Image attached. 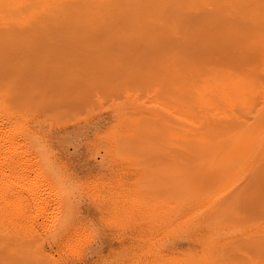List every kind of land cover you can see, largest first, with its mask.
I'll return each instance as SVG.
<instances>
[{"label": "rangeland", "instance_id": "rangeland-1", "mask_svg": "<svg viewBox=\"0 0 264 264\" xmlns=\"http://www.w3.org/2000/svg\"><path fill=\"white\" fill-rule=\"evenodd\" d=\"M77 1L80 4H83L82 2L84 0H75L73 3L75 4ZM96 1H99L101 7L105 9L102 10L100 7L98 10L92 11ZM176 1L178 0H166L164 2L165 4L163 5L162 10L165 9L166 13L161 17L163 18L164 16L170 14H175L176 16V13L182 9H184L185 15L177 17L175 20L173 19L174 17L171 16V22L168 23L167 27H162V25L159 24V26L156 27V30L160 31L153 32H147L144 27L142 28V26L129 27L130 31L123 33L125 31L123 26L125 25L123 23L125 19L123 17V12H125V10H132V12H136L140 17L151 16L155 18L158 16L152 8L155 7V5L160 4V1L88 0V2L91 3V7L87 5V7H90L87 8V11H89L88 17L89 19L94 17V22L88 20L86 25L82 26V29L77 28L78 31L76 30V32L71 33V23L62 21L60 13L71 6L70 2H72V0H0V56H6L8 60L14 62L19 61L23 63V65L25 62H29V66L32 69L38 70L40 76L44 77V80L48 81L47 85L48 83L51 84L52 87L57 88L59 93L63 91L65 85L72 84L71 94L76 92V95L79 94L82 96L83 100L77 104L73 103V107L67 108V110L71 111L66 112L67 110H64L67 113V116H61L62 118H60V120H63L61 122V127L64 125L68 127V129L61 128V130L65 129L62 130V132L61 130H57L60 137L72 133L73 134L71 136L73 137L74 135L72 139L74 145L76 146L77 144V148L74 150L73 147L69 146V149H71L68 154H70V158L72 157L71 162H73L75 167L79 168L84 166L93 172L92 175L99 172V161L101 160L100 155L97 154V151H94L96 150L94 149L95 147L91 146L95 140L94 135H96V132L99 129V131L108 130L109 127H111V114L114 111L112 109L114 107H119V105H117L118 103H121L120 105L129 104V99L126 97L128 95L127 93L133 95L134 99L141 95L140 98L143 102L141 100L140 101L142 104L147 103L144 102L145 98L147 101H150V97L153 95L148 96L146 93H140V86L142 83L140 78L141 72H138V67L141 70L152 66L155 67V65L161 67V64L170 60L173 55L178 56L187 52L190 44H198L200 42L198 40L205 35L211 39H217L218 36L219 38L226 36L225 38L231 37L229 42L225 43L223 46L219 45L216 49H218V52L220 53L229 52L232 59H227L224 55L220 57V59H215L214 61L217 63L214 64H216L215 67H217L218 72L217 75L213 74L209 77L206 76L209 73L207 68H205L206 65H203L204 67L202 66V69L196 72L202 75L198 79L206 76L205 78H209L210 80H218L219 78L217 76L223 75L224 73L227 74L228 72V74H231V77H229L227 81L230 79L236 80V78H243L241 73H244L248 64L250 65L248 69L249 71L255 70L256 73L258 72L259 77H262V72L264 71V57H262V55L264 53L261 52V50L264 49V43H256V41L260 40L258 38L259 35L257 34L263 31L264 11H261L258 8L259 6L256 4L259 2L264 5L263 0H246L247 2L243 4L240 3V0L239 6H241V10L235 11L233 13L234 16L232 17H228V15L221 10L223 5H214L211 3L214 5L212 6L208 2L193 7L189 4L188 0H180V3H176ZM237 2L238 1H236V5ZM197 3H199L198 0L195 4ZM78 12V8H76L75 15H78ZM98 12L100 14H98ZM102 12L106 13L104 16L105 19H102ZM91 14L93 17H90ZM113 15H115L114 20L118 22L117 24L113 23L110 19ZM100 19L103 20V23L99 22ZM175 22L182 25L179 30L177 29L178 31H174L173 29V23ZM210 24L214 28L216 27L214 31L211 30L213 27H210ZM116 25V28L112 27ZM243 26L249 27L245 30V28L242 29ZM163 28H165L166 35L168 37L165 36L166 39L161 40L159 39V33ZM236 28L238 30H236ZM244 30L247 33H245ZM199 32H201L202 37L198 36ZM203 32L205 34L204 36ZM211 32H213V34ZM234 32L235 35L232 34ZM130 33L132 34L131 38L135 37L137 42L130 39ZM125 34H127V37H123ZM173 35H176L174 40H172ZM155 40L157 41L156 47L152 45ZM176 46H178V48L174 50L173 48ZM253 49H255V51ZM74 52L77 53L75 54ZM238 52H243L244 54L241 53L239 56ZM76 56L78 57L76 58ZM80 58H82L83 61ZM128 59V63H130L129 66L128 63H124ZM173 60H175L173 63L177 62L176 57ZM252 60H256L257 62ZM98 62H101V67L98 69H102L105 74L107 73L106 75H101V78H104L103 82H105L102 86L99 83V75L95 73V70H87L90 69L89 66L94 67L95 65L93 64ZM87 71L89 73L88 75ZM90 72L93 75L90 74ZM27 75L30 76L29 74ZM40 76L37 75L35 78L38 80ZM109 78H112L113 81H109L110 83H107L106 79ZM97 82L98 84H96ZM80 83L81 85H85L84 87L86 88L85 90L83 89L82 94L78 88L79 86L81 88L84 87L83 85H79ZM152 84L154 85L153 79L147 80L142 84V87L145 90L146 87ZM97 85L98 87H96ZM74 86H77L78 88ZM93 86L95 87L93 88ZM103 86L107 89H104ZM109 86L115 88V91L111 93ZM89 87L90 89L93 88L92 91H95L96 88L97 90L95 92H92L91 90L89 91ZM101 90L104 91V93H107L104 94ZM97 91H99V94ZM96 92L97 95L101 96V98H99L100 101L97 100L98 98L96 96ZM57 93L56 95L58 96L59 93ZM75 94L72 95V97H76ZM182 94L184 95V92ZM57 96L54 98H57ZM59 96H61V93ZM58 98L56 99V102H58ZM114 102L117 103V106L115 105L111 108ZM102 103L105 104V109L108 107V110L106 109V111H104V107L102 105L103 110H99L101 108L100 104ZM84 105L85 107H81ZM258 106L259 107H257V109H260V104ZM88 107L90 108V111H88ZM95 108L96 111L100 112L99 114L98 112L93 111ZM144 108H147L149 111L156 112L155 107L151 104H146ZM63 109L65 108H62V110ZM106 112L108 115L105 114ZM92 113L95 115L94 117ZM160 113L162 112L160 111ZM239 113L241 114L242 112H238L237 114ZM245 114L246 113L244 111L243 115ZM97 116H99L97 119L100 120L96 119ZM138 116L140 115H136V117ZM65 117L67 120H65ZM79 118L82 119L80 120L82 125L79 126L80 128L77 127L74 129L72 126L73 124L71 123H74L77 119L79 120ZM92 118L93 121H90L89 124L84 123L86 120ZM167 119H169V117H167ZM170 122L178 129H189L194 131V133L190 134L192 138H195L197 134L200 135L203 133L206 134L208 138L228 136L227 134L230 133V128L233 129L235 126L244 124L242 120H239L237 116H234V114L231 113L226 115H221L219 113H209L204 115L202 112L198 113L197 116L190 115L187 119L182 120L170 118ZM64 123L69 125L67 126ZM147 123L148 122L143 121V119L137 118L133 120L130 125L131 129L130 131H127V135L125 134L127 139L129 138L128 140H130V138L134 135L131 140L136 141L135 148L137 149V154L133 155L134 158H137L135 159L136 165L131 170L136 171L137 175L139 174L136 177V180L139 181L140 179L139 193L142 196L144 195L143 197L146 199H153L151 201L152 204H154L153 207H156L154 210L156 211L158 206L161 209L163 206L169 207L168 199L170 198V195L174 196V198L171 197L172 200L174 199L178 201L182 198V193H184L183 195L186 197V191H191L192 194H194L193 196L198 197L200 200L197 199L198 201H195L196 204H193L194 206L190 207V209H184L181 214L183 216L180 215V217L184 219L188 216L192 217L194 213H201V215L199 214L200 216H197L198 223H200L201 227L196 224L197 221L195 220L196 222L194 221L195 223L191 224L192 226H185L186 228L182 231H177L174 232V234H171L168 232L169 229L166 226L165 220L163 221V218H160L161 220L159 219L157 222L153 221L154 224H152V222L149 224L145 222L144 225H140V229L142 231L139 229V232L136 235L137 239L135 238L133 241L134 244H132L131 242L133 239L129 238L130 232L128 230H124L125 235L123 233V236H120V232L122 231H119L114 226L112 227L109 225L105 221L106 218L102 219L103 215L97 209L90 207L91 205L88 203H84L82 204L84 205L83 207L89 205L85 208V218L87 223L91 224L89 225L93 231L92 234L94 233L95 235L87 241V244L89 242L91 243L88 244V249H86L87 245L85 243L84 246H82L83 248L81 247L78 251L80 255L73 252L74 254H67V256L66 254H63L65 246H44L43 248H46V252L51 254L48 255L47 253H42L40 251V246H38L37 242H26V240H21V238L19 239L20 241L16 242L13 240L8 246L0 247V260L3 261V264H59L58 261L61 260L59 258H64L63 261L67 264H70V261L71 264H130L132 261L129 259L136 251L139 256L143 255L140 259L141 261H150L151 263H154L157 261L155 259V254L159 253V250L163 256L169 255L172 250H177L183 253H188L190 250V253L198 257L208 254L210 260L212 261L208 264H264V229H261L264 228V159H257L259 164H255L258 163V161L253 160L247 165L245 170L241 169L242 172L239 171L238 174L224 175L226 170L222 168L221 173L216 172L214 174L208 171V165L200 166L197 163L190 161L189 158H187V155L185 157L183 151L178 148L179 146L177 145V142L179 140L177 138H169V133L166 134V131L162 130L163 128L158 120L155 119L151 125H148ZM85 124H88V126L86 127ZM69 126L72 127L70 128ZM81 126H85L86 128L83 127L82 129ZM91 126L93 128H91ZM139 126L141 129H139ZM220 126L223 128L227 127L229 129L226 128L221 130L219 128ZM74 130L77 132L75 133ZM86 130L89 131V133ZM81 132L83 133L81 134ZM79 135L83 137H80ZM76 137L79 138L77 139ZM192 138L191 140H193ZM86 141L89 142L87 143ZM183 141L185 142V140H182V142ZM191 144H193L192 141H190L189 146ZM81 147L82 149H80ZM76 151L79 152L77 153ZM71 153H75L76 155L73 154L74 156H72ZM94 157L97 158V160ZM258 165L259 168L255 170ZM85 173H87V170ZM171 191L178 194L179 199L176 198L177 196H175L176 194L174 195L173 192V194H171ZM239 196L241 197V199L239 198L238 200L239 202L237 201L238 203H233L231 210L222 214L221 211L223 208L232 203ZM158 201H160V204L157 203ZM87 209L88 211H86ZM188 210L192 213H188ZM98 217L100 218L98 219ZM101 221H103V223ZM143 226L146 227L144 228ZM214 226L218 227L220 232H223L224 236L209 239V229ZM193 227H195V229H193ZM205 227H207V229H204ZM199 230L203 231L201 232ZM188 231L191 235L189 233H185ZM25 233L28 234L27 231ZM102 236L104 238H102ZM150 238H153V240ZM143 239L144 243L142 242ZM148 240H150V244L148 243ZM143 244H146V246L144 247ZM130 245L132 246L130 247ZM146 247H149L150 249ZM81 250L83 251L81 252ZM121 251L123 252L121 253ZM114 253H117V255ZM81 254H83V256ZM115 255L117 257L120 256V258H117ZM79 258L80 260L82 258L83 259L81 261L77 260ZM156 264H160V262Z\"/></svg>", "mask_w": 264, "mask_h": 264}, {"label": "bare ground", "instance_id": "bare-ground-1", "mask_svg": "<svg viewBox=\"0 0 264 264\" xmlns=\"http://www.w3.org/2000/svg\"><path fill=\"white\" fill-rule=\"evenodd\" d=\"M74 1L75 0H72V2H70L71 6L60 13L62 21L71 23V33L76 32L77 28L82 29V26H85L88 20L94 22L93 15L91 14L90 17L93 18L89 19V11H87V8L91 7V3H89L88 0H84L82 2L83 4H80L78 1L74 4ZM159 1L160 4H157L152 8V10L156 12L158 16L155 18L151 16L140 17L136 12H132V10H125V12H123V17L125 18L123 22L125 24L123 25L125 31L123 30V33H127L128 31H130L129 27L137 26H142V28L144 27L147 32L160 31L156 30V27L159 26V24H161L162 27H167L168 23L171 22V16L174 17L173 19L175 20L177 17H182L185 15V11L184 9H182L176 13V16L175 14H170L162 18L161 16L166 13L165 9L162 10V7L165 4L164 2L166 0ZM196 1L197 0H188L189 4L193 7L208 2L212 6L223 5L221 10L225 14H227L228 17L234 16L233 13L235 11L241 10V6H239L240 0H198L199 3L195 4ZM236 1H238L237 5ZM178 2L180 3V0L176 1V3ZM245 2L247 1L241 0L240 3L243 4ZM211 3H213L214 5ZM87 5L90 7H87ZM94 5L95 6H93L92 11L98 10L101 7L99 1H96ZM256 5L259 6L258 8L261 11H264L263 4H260L258 2ZM76 8H78L79 11L78 15H75ZM101 9L104 10L105 8L101 7ZM98 14L100 13L98 12ZM101 14L103 16L102 19H105L104 16L106 13L102 12ZM110 19L111 21H113V23H118L114 20L115 15H113ZM99 22L103 23V20L100 19ZM173 24L175 27H173L174 31H176L177 29L179 30L182 26L178 22H175ZM211 26L212 25L210 24V27ZM112 27L116 28L117 25ZM247 27L249 26H243L242 29L245 28L246 30ZM215 28L213 27L211 30L214 31ZM236 30L238 29L236 28ZM262 30L263 31L257 34L259 35L258 38L260 40H257L256 43H264V27L262 28ZM211 33L213 34V32ZM232 34L235 35V32ZM204 35L205 34L203 32V36ZM165 36H167L166 30L165 28H163L159 33V39L164 40L166 39ZM198 36L202 37L201 32H199ZM123 37H127V34H125ZM129 37L130 39H133V41L137 42L135 37L131 38V33ZM225 37L226 36L219 38L218 36V38L215 37L217 39H211L206 37L205 35L198 40L200 41L198 44H190L187 52H184L178 56L173 55L170 60L162 63L161 67L155 65V67L152 66L147 69L144 68L142 70L138 67V72H141L140 78L142 84L147 80H154V85H149L145 90L142 87L143 85L140 83V93H146L148 96L153 95L152 97H150L151 99L149 98L150 101H147V99L145 98L144 102H147V105L151 104L153 107H155V110L158 113H156L155 111H149L147 108H144L146 104H142L143 100H141L140 98L141 95L134 99L133 95L127 93L128 95L126 97L129 99V104L127 105H120L121 103L117 104L116 102H114L111 108H113L116 104L119 105V107H114L115 109H112L114 111L111 114V127H109L108 130H97L96 135H94V143L93 145H91L92 147H95L94 149L96 150L94 151H97V154L100 155L101 159L99 161V172L93 175V172L88 168L84 166L77 168L73 165V162H71L72 157L70 158V154H68L71 149H69V146L73 147L74 150H76L77 148V144L75 146L72 139L74 135L73 137L71 136L73 133L66 134L63 137H60L58 135L59 133L57 132V130H61V128L68 129V127L64 125L63 127H61V122L63 120H60V118H62L61 116H67L66 112L71 111L67 110V108L73 107V103H80L83 100L82 96H80L79 94L76 95V92L71 94L72 84L65 85L63 91L60 92L61 96H59L60 93L58 92L57 88L52 87V85L49 83L47 85L48 81L44 80V77L40 76L38 70L32 69L29 66V62H25L23 65V63L19 61L14 62L8 60L6 56H0V247L8 246L11 241L14 240L17 242L22 238L21 240H26V242H37L38 246H40V251L42 253H47L48 255L51 254H49V252H46V248H43L44 246H65V248L63 249V254L70 255L71 253L76 252V254L80 255L78 253L79 249H81V247L84 246L85 243L87 245L86 249H88V244L90 242L87 244V241L94 235V233L92 234L93 231L90 227L91 224L89 223V225L85 218V208H87V206L89 205H91L90 207L97 209L103 215L102 216L100 214L102 216V219L106 218L105 221L109 225H111L112 227L114 226L119 231H122L120 232V236H123V233L125 235L124 230H128L130 232L129 238L133 239L131 242L132 244H134L133 241L135 240L136 235L139 232L140 225H144L145 222H147L148 224L152 222V224H154L153 221L157 222L160 218H163V221L165 220L166 226L169 229L168 232H170L171 234H174V232L177 231H182L186 228L185 226L190 227V225L195 223L196 221V224L201 227L200 223H198L197 220V216L199 214L201 215V213H194L192 217L188 216L189 218L185 217L184 219L180 217L184 209H190V207L194 206L193 204H196L195 201L200 200L198 199V197L193 196L194 194H192L191 191H186V197H184V193H182L181 196L182 198H184H180V200L178 201L174 199L172 200L174 196L170 195V198L168 199L169 207L165 206V208L163 206V208L161 209L157 205L159 211L158 209L154 211L156 207H153L154 204H152L151 201L153 199H146L145 197H143L144 195L142 196L139 193L140 179L139 181L136 180V177L139 174L137 175L136 171L131 170L136 165L135 159L137 158H134L133 156L134 154H137V149L135 148L136 141L131 140L134 135L130 138V140H128L129 138L127 139V136H125V134L127 133V131H130V125L132 124L133 120L137 118L143 119V121L148 122V125H151V123H153L156 119L161 123L160 125L163 128L162 130H165L166 134L169 133V138H177L179 140L177 142V145L179 146L178 148L183 151L185 157L187 155V158H189L190 161L197 163L200 166L208 165V171L214 174L216 172L221 173V168L226 170V173L224 175H234L235 173L238 174L239 171L242 172L243 169L245 170L247 165L253 160L255 161L257 159H264V71L262 72V77H259L258 72L256 73L255 70H248L250 67V65L248 64V67L245 68L244 73H241L243 78H236V80L230 79L229 81H227L228 78L231 77V74H228L229 72H226L227 74L224 73L223 75L217 76L219 78L218 80H210L209 78H205L206 76L209 77L213 74L217 75V67H215L216 64H214L217 63L216 61H214L215 59H220V57H222L223 55L227 59H232L229 55V52L220 53L218 52V49H216L219 45L223 46L225 45V43L229 42V39H231V37ZM175 38L176 35H173L172 40H174ZM156 40L152 44L155 47L157 44ZM177 48L178 46L174 47L173 49L175 50ZM253 50L255 51V49ZM261 52L264 53V49L261 50ZM241 53L243 52H240L239 56ZM79 54L81 55V53ZM77 57L78 56H76V58ZM175 57L177 58V62L173 63L175 61L173 60ZM262 57H264V54L262 55ZM80 59L82 60V58ZM129 59L126 60V62L122 60L121 61L124 63H128ZM252 61L255 62L256 60ZM129 64L130 63H128V66ZM93 65L95 66H89L90 69L87 70H95V73L99 75V83L102 86L105 82H103L104 78H101V75H104L105 73L102 69H98L101 67V62L95 63ZM203 65H206L205 68H207L209 73L205 77H201V79H198L202 75L196 72L201 70ZM26 73L30 76H28ZM88 74L89 73L87 71V75ZM90 74L92 73L90 72ZM37 75L40 76L38 80L35 78V76L37 77ZM106 81L107 83H110L109 81H113V79L109 78L106 79ZM96 84H98V82ZM79 85H81V83ZM84 86L85 85H83V87ZM74 87L78 88L77 86ZM94 87L95 86H93V88ZM96 87H98V85ZM103 88L107 89L105 86H103ZM109 88L111 89V93L115 91V88H112L110 86ZM78 89L82 94L83 89L85 90L86 88H81L79 86ZM88 89L89 91H92L90 87ZM99 91H97L98 94ZM57 92L59 93V98L56 95ZM97 92V100L100 101L99 98H101V96L97 95ZM102 92L104 93V91ZM183 92L184 95L182 94ZM74 94L76 95V97H72V95ZM55 96H57L58 102H56L57 98H54ZM259 104L261 108L257 109V107H259ZM101 105L104 107L105 104L102 103L100 104V106ZM102 106L99 109L100 111L103 110ZM81 107H85V105ZM105 107L104 111H106V109L108 110V107L106 109ZM62 108L65 109L62 110ZM64 110L67 111L65 112ZM88 111H90V108ZM93 111H96V108ZM160 111L162 113H160ZM244 111L246 113L245 115H243ZM200 112L204 113V115L209 113H219L221 115L231 113L234 114V116H237L239 120H242L244 124L235 126L233 129L230 128L231 130L229 131L230 133L227 134L228 136L208 138L206 134L203 133L200 135L197 134L195 138H192L190 134L194 133V131L189 129H178L170 122V118L182 120L187 119V117H189L190 115L197 116ZM238 112H242L243 114H237ZM99 113L100 112H98V114ZM105 114H107V112ZM136 115L140 116L136 117ZM94 116L95 115H93V117ZM99 116H97L96 119ZM167 117H169V119H167ZM65 120H67L66 117ZM80 120L82 119L79 118V120L77 119L74 121V123H71L73 124L72 126L74 127V129H76L77 127L80 128L79 126L82 125ZM90 121L92 122L93 118L86 120L84 123L89 124ZM88 124H85L86 127L88 126ZM91 128L93 127L91 126ZM219 128L222 130L226 129L227 127L223 128L222 126H220ZM139 129H141L140 126ZM76 132L77 131H75V133ZM87 132L89 133V131ZM82 133L83 132H81V134ZM191 138L193 140H191ZM182 140H185V142H182ZM130 141L133 143H131ZM190 141H192L193 144L189 146ZM86 142L88 143L89 141ZM80 149H82V147ZM73 154L76 155L75 153ZM73 154L72 156H74ZM95 159L97 160V158ZM255 164H259V161ZM258 168L259 165L257 166V168H255V170ZM86 170L87 173H85ZM172 192L173 191H171V194L174 193ZM175 194L176 193H174V195ZM175 196H177L176 198H178V194H176ZM239 198L241 199V197L239 196L232 203L224 207L221 213L224 214L225 212L230 211L233 203L235 204V202H237ZM84 203H88L89 205L83 207L84 205L82 204ZM157 203L160 204V201H158ZM86 211H88V209ZM189 212L190 211L188 210V213ZM99 218L100 217H98V219ZM101 222L103 223V221ZM143 227L145 228L146 226ZM193 229H195V227H193ZM204 229H207V227H205ZM26 231L28 232V234L25 233ZM209 231V239H215L216 237L219 238L221 236H224L223 232H220L218 227L214 226L213 228L209 229ZM185 233L188 234L189 231ZM102 238L104 237L102 236ZM151 240H153V238ZM149 241L150 240H148V243L150 244ZM142 242L144 243V239ZM131 246L132 245H130V247ZM145 246L146 244L144 245V247ZM82 251L83 250H81V252ZM122 252L123 251H121V253ZM117 253L114 254L117 255ZM81 255L83 256V254ZM155 255V259L157 260H155L156 262H144L140 260L143 255L139 256L138 252L136 251L129 259L132 261V263H129L156 264L160 262V264H208L212 262L208 254H204L203 256L198 257L190 253V250L188 253L172 250L169 255L164 254L165 256H163L159 250V253ZM118 257L120 258V256ZM59 259H61L60 261H58L59 264H67L63 261L64 258ZM77 260H80V258ZM0 264H3V261L0 260Z\"/></svg>", "mask_w": 264, "mask_h": 264}]
</instances>
